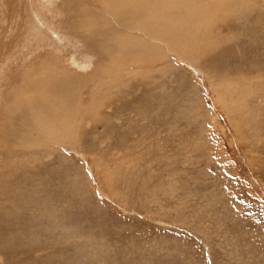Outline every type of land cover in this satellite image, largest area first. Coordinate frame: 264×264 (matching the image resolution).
<instances>
[{
  "label": "rangeland",
  "instance_id": "1",
  "mask_svg": "<svg viewBox=\"0 0 264 264\" xmlns=\"http://www.w3.org/2000/svg\"><path fill=\"white\" fill-rule=\"evenodd\" d=\"M49 1L0 0V74L9 67L0 78V264H264V0L215 1L206 9L214 20L195 39L187 32L184 51L163 47L161 60L132 65L130 76L124 45L123 61L122 46L70 29L77 7L98 3ZM175 19L168 29L181 44ZM43 25L58 28L67 51L44 43ZM75 47L88 59L70 57ZM45 59L56 68L35 64L33 80L72 74L77 138L35 149L40 137L19 119L2 124L11 116L1 108L19 99L28 108L10 93Z\"/></svg>",
  "mask_w": 264,
  "mask_h": 264
},
{
  "label": "bare ground",
  "instance_id": "2",
  "mask_svg": "<svg viewBox=\"0 0 264 264\" xmlns=\"http://www.w3.org/2000/svg\"><path fill=\"white\" fill-rule=\"evenodd\" d=\"M54 1H53V4H54ZM94 1L96 3H98L97 7H89V8L84 7L83 8L80 6V7H77L74 12H72L75 15V17L71 16V18L69 20L70 29L73 30L78 36L84 37L85 39H87V38L88 39L99 38V40L102 41V43L104 45L107 43L106 44L107 48L112 50V51L113 50L117 51L122 46L123 52H124V47H123V45H124L125 49H126L125 52L129 51L128 52L129 58H126V60L129 59L128 64L131 65V67H129L127 64L128 67L125 66V68H126V70H128V74L130 76L131 68H133L132 65H140V64L142 66L149 65V63H153L156 60L162 58L167 53L166 51L163 50V47L166 49H176V48L182 49L183 44L185 43V41H187L186 40L187 32H189V31L194 32L193 33L194 34L193 39H195L196 38L195 36L198 35L195 32L196 31L199 32V30H201L203 28V23L206 24L207 19H210L209 21H211V19H213V18H211V16L207 15V12H206L207 7L209 5H212L215 1L221 2L222 0H204V2H202V3H200L199 0H168V1L167 0H94ZM226 1H225V3H226ZM243 1L244 0H233V5L232 4L231 5H232V7H235V6L242 7L241 4ZM50 2L52 3V0H50L49 3ZM70 2H72V1H70ZM70 2H68V3H70ZM227 2H229V0ZM26 4H29V3L26 2ZM31 5H32V3H31ZM227 5H228V3L226 4V7H227ZM32 6H31V8H32ZM177 7H178V12L181 14L184 13L187 8H189V10L186 13H184L183 15H180L178 12H175V10L177 11ZM27 8H28V5H27ZM40 8L42 9V7H40ZM218 8L219 7L214 6V5L211 7V9L215 12L218 10ZM37 9H38V7H37ZM229 9H230V7H229ZM219 12H220V9H219ZM28 13H29V10H28ZM60 14H61V12H60ZM219 14H222V13H219ZM33 15L31 13V17ZM24 16H26V15H24ZM176 16H179L182 20L179 29H177V26H176L177 25V19H175ZM221 16H223V15H220L218 18L220 19ZM216 17H217V15H216ZM218 18H216V19H218ZM22 19H24V18H22ZM31 19L33 21V17ZM173 19H175L174 30H176V31L177 30H185L184 37L181 34L177 35L178 38L181 40V44L178 42L177 37H175L176 36L175 32L171 29H168V27H169L170 23L173 21ZM27 20L25 19L26 22H27ZM36 21L38 22V20H36ZM53 21H54V19H53ZM43 22L44 21H42V23ZM48 22L49 21H47V23ZM27 23L25 25L26 27H27ZM47 23H46V25H47ZM22 25H24V23H22ZM29 25H30V23H29ZM46 25L39 27V30L44 34V35H42V37L44 36L46 38V39L44 38V43L49 42L52 45V47L53 46H59L60 47V45H62V48L60 47V50L61 51H67L64 48V46H68L67 43L69 41H67V42L63 41V38H62L63 35H62V33H60L58 31L57 27H54L55 29L50 31L51 29L49 30V26H46ZM30 28H31V25H30ZM19 31H20V29H19ZM28 34H29V32H28ZM36 34H37V32H36ZM193 34H191V36ZM151 36H157L160 39V44L162 45L161 46L162 48H160L158 45L157 46L159 48H157V46H156V48H152L151 46H148V44H152L151 39H150ZM188 37L191 39L190 35ZM34 38H36V37H34ZM92 42L93 41L90 42V47L92 45ZM94 44L92 47H94ZM106 45H105V47H106ZM171 46H173V47H171ZM105 47L104 48L101 47V48H99V50L101 49L100 51H102L103 49H105ZM56 48H55V50H56ZM52 49L54 50V48H52ZM108 49H105V50H108ZM73 50L75 52H79V56L78 55L76 56L77 53L75 54L73 52ZM73 50L70 53V55H71L70 57L77 58V57L81 56V58L83 60L88 59V57L85 55L86 52L81 54L82 50L80 49V47H75V48H73ZM83 51H85V50L83 49ZM120 51H122V49ZM106 52L108 53L109 50ZM123 52H122V54H123ZM125 52H124V54H125ZM115 55H121V54H115ZM123 55L121 56L122 60L125 59L126 54L124 56ZM82 56H84V57H82ZM45 60L46 61L45 62L42 61V63L37 62L35 60L33 64H31L27 68H25L21 72L22 83L20 85H17L16 87L14 86L11 93H10V94H13V93L23 94V98H27L26 101H28V103H25V104L28 105V108L27 107H26L27 109L24 108L25 107V105L23 104L24 102L23 103L19 102L20 99L19 100H12L8 104H6L5 107L3 106L1 108L5 115L11 116V119L4 116L2 124H4L6 122V119H7V121H9V120L10 121L11 120L17 121L19 119V123H17V124H19V125L22 124L24 127L30 128L32 132H35L36 135L40 137V139H38V140H34V141L29 142V146L34 147L35 149H43L44 147H50V146L56 148L55 147L56 145L62 144L65 142H66V144H68L70 146V145H72L74 140L77 138L76 134H75V129L78 127V124H76V119H75V116L73 115L75 112V108H71V105L69 102L70 98L72 97V96L70 97V92L75 93V91H73V89L76 90V88L72 87L73 88L72 89L68 85V83H69L68 79L71 78L72 74H71V72H69L67 70H61V71L57 70V71H59V73H58L55 69L53 71L50 70L49 72L50 73L51 72L57 73V74L52 75V76L49 75L46 77V75L49 73V72L48 73L46 72L47 74L45 73L46 74L45 79L38 77L36 80L35 79L33 80L34 77H37L36 75H34L35 64H36V67L41 66V68H43L47 64L49 65V68H51V69H53V67H55L51 61L49 62L47 59H45ZM126 62H125V65H126ZM11 65H14V63ZM52 65H53V67H52ZM119 65H120V67L118 66V68L116 66L114 67L113 65H110V66H113L112 69H114V70L116 68L122 69L121 64H119ZM98 66H100V65H98ZM108 66H109V64H108ZM108 66L106 68H108ZM103 67H101V68H103ZM8 69H9V67H6V66L2 67L0 78H2V74H5L6 70H8ZM108 70H109V68H108ZM123 70H124V66H123ZM103 71H104V69H103ZM120 71H122V70H120ZM112 72L113 71L111 70V73ZM132 73L133 72L131 71V74ZM79 74H81V73H79ZM120 74H121V72H120ZM120 74L118 73V75H120ZM123 74H124V72H123ZM84 75H86V74H84ZM94 75H96V74H94ZM102 75H104V74L102 73ZM89 76H91V75H89ZM127 76L128 75L126 74V77ZM87 78H89V77L86 76V78H85L86 80L85 79L84 80L88 81ZM110 78L108 76V78L106 79V81L104 83L110 84V82L112 81L111 80L112 78L111 79ZM122 79H120V80H122ZM127 79H125V80H127ZM127 81H129V80H127ZM43 82L45 83V86H43ZM71 82H73V81H71ZM76 83H77V81H76ZM99 83H101V82L99 81ZM93 84H95V83L93 82ZM123 84H125V82H123ZM89 85H90V83H89ZM89 85H87V86H89ZM111 85H113V84H111ZM119 86H120V84H119ZM116 87H118V86H116ZM103 88H104V86H103ZM80 90H82V89H79V91ZM77 92L78 91H76V93ZM103 93H105V90L103 91ZM226 93H229V91H227ZM77 94H79V93H77ZM100 95H101V92L95 91V97L96 98H99ZM76 96L77 95H75V97ZM68 102H69V104H68ZM16 103H18V105L14 106ZM97 107H99V106H97ZM80 111H82V110H80ZM11 123H13V122H10V124ZM11 126H12V124H11ZM14 126H17V125L15 124ZM10 132H12V131H10ZM29 135H30V133H28V132L16 133V136L19 137L22 146L27 144ZM74 137H76V138H74ZM10 138L11 137L6 138V142L8 144H10V142H11ZM16 144L20 145V142H16ZM6 147H8V145Z\"/></svg>",
  "mask_w": 264,
  "mask_h": 264
},
{
  "label": "snow or ice",
  "instance_id": "3",
  "mask_svg": "<svg viewBox=\"0 0 264 264\" xmlns=\"http://www.w3.org/2000/svg\"><path fill=\"white\" fill-rule=\"evenodd\" d=\"M261 215H264V207L261 208Z\"/></svg>",
  "mask_w": 264,
  "mask_h": 264
}]
</instances>
